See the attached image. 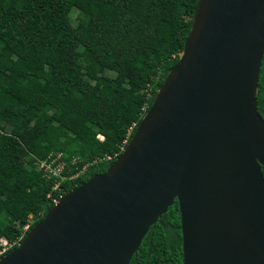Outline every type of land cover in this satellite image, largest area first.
<instances>
[{
    "label": "water",
    "instance_id": "obj_1",
    "mask_svg": "<svg viewBox=\"0 0 264 264\" xmlns=\"http://www.w3.org/2000/svg\"><path fill=\"white\" fill-rule=\"evenodd\" d=\"M264 0H198L177 62L120 154L0 264H129L178 203L182 264H264Z\"/></svg>",
    "mask_w": 264,
    "mask_h": 264
},
{
    "label": "trees",
    "instance_id": "obj_2",
    "mask_svg": "<svg viewBox=\"0 0 264 264\" xmlns=\"http://www.w3.org/2000/svg\"><path fill=\"white\" fill-rule=\"evenodd\" d=\"M197 1L0 0V238L12 248L53 197L120 154L177 62ZM256 107L264 120V54ZM57 152L68 163L77 158L63 173L87 168L52 190L54 178L36 164ZM129 264H182L176 200Z\"/></svg>",
    "mask_w": 264,
    "mask_h": 264
},
{
    "label": "built area",
    "instance_id": "obj_3",
    "mask_svg": "<svg viewBox=\"0 0 264 264\" xmlns=\"http://www.w3.org/2000/svg\"><path fill=\"white\" fill-rule=\"evenodd\" d=\"M99 139H103L102 135H97ZM124 147H121V151ZM107 159H110V157H107ZM77 158H72L70 161L71 164L76 163ZM37 168L42 172V176L46 179H52L54 178V184L52 186V190H55L59 188L60 184L64 180H72L75 177H77L79 174H81L86 167L87 164L82 166L80 170H78L75 173H63L65 170V167H67L69 164L66 165V161L63 159V154L61 152L57 153H49L44 159L37 161ZM66 165V166H65ZM50 194H47L49 197ZM62 195H60L57 198H52V203L54 204L58 198H60ZM28 224L24 226V230L28 228ZM21 239V238H20ZM15 242H8L4 237L0 238V256L7 253L14 246Z\"/></svg>",
    "mask_w": 264,
    "mask_h": 264
},
{
    "label": "rangeland",
    "instance_id": "obj_4",
    "mask_svg": "<svg viewBox=\"0 0 264 264\" xmlns=\"http://www.w3.org/2000/svg\"><path fill=\"white\" fill-rule=\"evenodd\" d=\"M78 10L76 8H72L70 13H69V16H70V20H71V23L73 26H76L77 22H78ZM107 74H112V72L110 70L107 71ZM96 164H97V161H94ZM67 164H71L70 162H66V165ZM65 165V166H66ZM88 165L90 166L91 164L88 163ZM87 168V165L86 167L84 168V170ZM65 169H68L67 167H65ZM83 170V171H84ZM34 221V218L33 217H29V222H33Z\"/></svg>",
    "mask_w": 264,
    "mask_h": 264
}]
</instances>
